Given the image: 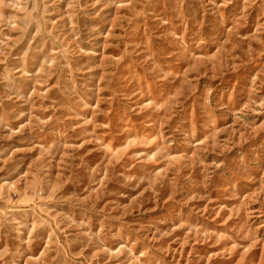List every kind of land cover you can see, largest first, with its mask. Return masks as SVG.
I'll list each match as a JSON object with an SVG mask.
<instances>
[{"label": "rangeland", "instance_id": "1", "mask_svg": "<svg viewBox=\"0 0 264 264\" xmlns=\"http://www.w3.org/2000/svg\"><path fill=\"white\" fill-rule=\"evenodd\" d=\"M0 264H264V0H0Z\"/></svg>", "mask_w": 264, "mask_h": 264}]
</instances>
